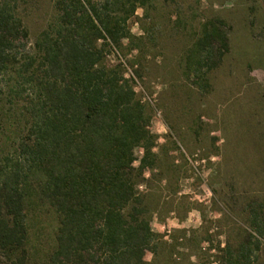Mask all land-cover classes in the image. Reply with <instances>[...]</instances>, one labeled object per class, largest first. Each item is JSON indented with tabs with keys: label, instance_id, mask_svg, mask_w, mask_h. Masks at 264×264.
<instances>
[{
	"label": "trees",
	"instance_id": "16d2710c",
	"mask_svg": "<svg viewBox=\"0 0 264 264\" xmlns=\"http://www.w3.org/2000/svg\"><path fill=\"white\" fill-rule=\"evenodd\" d=\"M19 1L0 0V264H157L162 235L138 189L155 161L151 116L122 63L107 59L150 0H53L33 45ZM224 27L204 20L186 50L183 74L204 92L229 51ZM247 208L248 227L219 249V264H264V203ZM38 209L57 226L32 262L28 219Z\"/></svg>",
	"mask_w": 264,
	"mask_h": 264
},
{
	"label": "rangeland",
	"instance_id": "374dc122",
	"mask_svg": "<svg viewBox=\"0 0 264 264\" xmlns=\"http://www.w3.org/2000/svg\"><path fill=\"white\" fill-rule=\"evenodd\" d=\"M19 10L33 45L55 16L53 0H20ZM209 18L224 22L229 51L204 92L183 71ZM127 26L131 37L107 59L122 63L151 116L155 161L138 189L162 235L155 261L219 264V249L248 227V203H264V0H150ZM134 154L137 166L142 148ZM56 226L52 212H31L32 262L52 248ZM260 255L264 261V237Z\"/></svg>",
	"mask_w": 264,
	"mask_h": 264
}]
</instances>
